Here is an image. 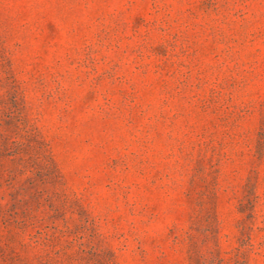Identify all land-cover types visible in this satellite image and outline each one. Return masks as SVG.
Wrapping results in <instances>:
<instances>
[{"label":"rangeland","instance_id":"1","mask_svg":"<svg viewBox=\"0 0 264 264\" xmlns=\"http://www.w3.org/2000/svg\"><path fill=\"white\" fill-rule=\"evenodd\" d=\"M0 264H264V0H0Z\"/></svg>","mask_w":264,"mask_h":264}]
</instances>
